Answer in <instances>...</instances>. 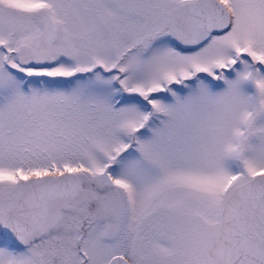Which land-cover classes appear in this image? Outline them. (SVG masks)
<instances>
[{
  "label": "snow or ice",
  "instance_id": "1",
  "mask_svg": "<svg viewBox=\"0 0 264 264\" xmlns=\"http://www.w3.org/2000/svg\"><path fill=\"white\" fill-rule=\"evenodd\" d=\"M0 264H264V0H0Z\"/></svg>",
  "mask_w": 264,
  "mask_h": 264
}]
</instances>
